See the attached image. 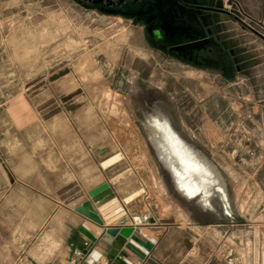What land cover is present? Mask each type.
<instances>
[{"label":"rangeland","instance_id":"obj_1","mask_svg":"<svg viewBox=\"0 0 264 264\" xmlns=\"http://www.w3.org/2000/svg\"><path fill=\"white\" fill-rule=\"evenodd\" d=\"M218 1L225 13L167 2L146 21L79 0L7 10L0 150L10 148L15 162L28 156L44 175L71 173L61 191L79 197L99 178L134 176L171 225L195 203L206 210H189L204 228L192 263L264 264V0ZM170 20L178 27L167 29ZM155 107L214 163L226 200L213 188L190 204L176 193L149 142ZM43 139L62 161L47 174L35 157Z\"/></svg>","mask_w":264,"mask_h":264},{"label":"crops","instance_id":"obj_2","mask_svg":"<svg viewBox=\"0 0 264 264\" xmlns=\"http://www.w3.org/2000/svg\"><path fill=\"white\" fill-rule=\"evenodd\" d=\"M26 1L0 0V25L14 17V13L7 10L20 9ZM5 149L4 153L0 150V264H82L79 254L89 241L78 232L83 218L75 209L88 200V196L61 191V181L67 176L70 178L63 185L72 186L71 173L63 175L57 170L44 175L31 167L28 156L23 155L21 162H15L13 151ZM119 180L105 179V182L125 215L142 217L150 212L155 219L154 226L163 230L154 232L156 243L143 259L127 250L126 240L119 235L111 243L98 238L91 247L100 256L94 264H125V260L132 264H200L199 260L193 263L191 260L198 259L200 234L204 228L191 221L189 210L199 213L206 210L195 203V211L187 207V219L171 225L163 217L162 207L155 201L150 202L149 194L134 176ZM55 182H59V186ZM125 184L131 187H123ZM197 197L189 201L182 199L190 204ZM210 227L215 230L216 224Z\"/></svg>","mask_w":264,"mask_h":264},{"label":"water","instance_id":"obj_3","mask_svg":"<svg viewBox=\"0 0 264 264\" xmlns=\"http://www.w3.org/2000/svg\"><path fill=\"white\" fill-rule=\"evenodd\" d=\"M80 1L96 3L97 0ZM35 154L45 174L62 164L60 157L53 151L52 145L46 139L40 142ZM116 158L107 159L101 163V167L104 169L110 166ZM87 195L88 200L75 209V212L83 218L78 232L89 241V244L79 254L83 259L82 264H94L98 261L99 253L91 249L98 238L111 243L112 239L119 235L126 240L125 248L140 259L152 250L156 243L154 232L161 231L163 228L154 226L155 219L150 212L142 217H127L111 188L102 178H99L98 185L91 188ZM124 263L132 264L128 260Z\"/></svg>","mask_w":264,"mask_h":264},{"label":"bare ground","instance_id":"obj_4","mask_svg":"<svg viewBox=\"0 0 264 264\" xmlns=\"http://www.w3.org/2000/svg\"><path fill=\"white\" fill-rule=\"evenodd\" d=\"M200 43L201 41H197L189 46ZM186 46L188 45L177 46V48L184 49ZM151 111L149 115L152 127L149 142L168 172L176 193L189 201L196 198L198 194L209 196L208 192L213 188L226 200L224 181L214 163L174 129L167 114L157 107Z\"/></svg>","mask_w":264,"mask_h":264},{"label":"flooded vegetation","instance_id":"obj_5","mask_svg":"<svg viewBox=\"0 0 264 264\" xmlns=\"http://www.w3.org/2000/svg\"><path fill=\"white\" fill-rule=\"evenodd\" d=\"M167 2H170L173 7H177L183 11H199L202 12V15L203 13L214 14L220 10L218 6L220 2L218 0H97L96 3H83L96 5L107 11L126 14L134 17V19L146 21L151 16H154L153 14L165 6ZM220 12L225 13V11L221 10ZM176 27H178V23L170 20L166 28L175 29Z\"/></svg>","mask_w":264,"mask_h":264},{"label":"trees","instance_id":"obj_6","mask_svg":"<svg viewBox=\"0 0 264 264\" xmlns=\"http://www.w3.org/2000/svg\"><path fill=\"white\" fill-rule=\"evenodd\" d=\"M80 1V0H79ZM81 2V1H80Z\"/></svg>","mask_w":264,"mask_h":264}]
</instances>
